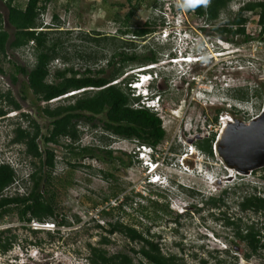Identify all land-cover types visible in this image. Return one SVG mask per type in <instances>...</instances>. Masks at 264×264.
I'll use <instances>...</instances> for the list:
<instances>
[{"label": "rangeland", "instance_id": "obj_1", "mask_svg": "<svg viewBox=\"0 0 264 264\" xmlns=\"http://www.w3.org/2000/svg\"><path fill=\"white\" fill-rule=\"evenodd\" d=\"M27 1L15 0V4L23 8ZM257 1L264 0H233L219 19L209 22L192 13L190 0H41L46 10L40 21L49 27L50 38L59 45L52 74L55 69L74 67L83 71L87 66L103 67L109 72L105 58H110L116 45L103 39L114 35L133 44L124 45L128 51H154L164 66L170 57L179 55V50L195 59L180 70L178 61L174 67L166 66L154 84L160 95L156 113L166 131L155 148L160 163L156 173L165 177L161 178L163 183L154 185L149 183L148 167L140 161L138 142L105 131L100 121L104 116H97V128L80 123L75 142L62 138L57 144H45L52 120L43 109H54L68 100L65 96L48 103L36 99L28 88V78L15 68L34 65L30 48H8L6 56L0 54V94L10 93L20 104L15 110L6 98L0 99V110L6 113L0 117V160L24 178L11 185L6 195L28 194L32 187L29 176L41 165L35 160L34 166L24 145L12 142L18 125L33 131L32 120L40 127V150L49 149L55 154L54 170L45 169L50 175L46 197L54 203L57 221L64 218L69 222L65 226L56 224L53 231L34 232L20 220L18 209L11 207L0 219V231L8 229L4 236L15 239L7 253L0 252V264H89V245L104 248L109 254L138 250L140 244L129 242L121 234L108 233L107 224L117 220L144 235L150 232L165 254H177L187 264H219L223 259L233 264V255L238 256L240 264H264L263 250L246 260L240 253H248L246 244L233 237L240 222H253L264 231V217L241 212L239 207L246 195L264 197V167L251 174L234 175L218 155L221 128L214 121L219 108L223 114L231 110L235 120L244 123L264 112V41L258 38L257 14H242L248 19L246 38L240 35L232 39L214 29L233 18L244 4ZM0 13L5 30L13 37L4 1H0ZM176 19L183 20L179 30L185 29V36L176 31ZM148 23L155 32L144 38L120 33ZM183 70L185 74H179ZM127 73L118 81L126 84ZM240 95L247 98L242 100ZM24 114L30 120L24 119ZM211 135H215L213 158L195 144L197 139ZM83 148L94 149L96 157L81 155ZM175 184L177 187H172ZM218 198L221 201L215 206L212 199ZM122 202L127 203L120 209L117 205ZM103 238L110 241L103 243ZM227 250H231L229 254ZM134 263L146 264L140 256L134 257Z\"/></svg>", "mask_w": 264, "mask_h": 264}, {"label": "trees", "instance_id": "obj_2", "mask_svg": "<svg viewBox=\"0 0 264 264\" xmlns=\"http://www.w3.org/2000/svg\"><path fill=\"white\" fill-rule=\"evenodd\" d=\"M4 1L8 8L7 20L13 27V37L4 28V19L0 13V54L6 56L7 49L19 50L30 48L34 53L35 63L31 68L15 66L16 71L28 78V88L40 102L48 103L72 92L73 95L66 96L67 104L57 106L54 109L48 107L43 112L52 120L48 135L44 136L45 144H57L60 139H70L75 142L78 139V129L80 123H89L93 128H97L95 122L97 116H104L100 121L103 123L105 131L114 136L128 140H135L138 144H146L156 148L165 138L166 131L163 127V121L156 112L145 106L137 104L138 98L132 94L131 88L127 82L134 78L131 73L133 70L140 69L150 64L159 62V58L154 51L148 54H138L135 50L128 51L124 45L126 40L122 36H107L103 40L112 42L116 49L110 54V58H105L108 72L105 68H94L87 66L83 71L75 70L74 67L64 68L62 70L52 69L55 61L59 58V45L50 38L51 31L42 26L40 16L45 12L46 6L41 5V0H28L25 7H19L15 0ZM233 0H190L189 8L192 13L204 18L206 21H215L219 19L221 13L228 8ZM244 12H255L258 16L260 30L258 38L264 41V1L249 2L239 8L238 12L232 18H228L223 25L215 27L219 35L246 36V24L248 19L244 18ZM133 13V12H132ZM132 14H129V17ZM46 29V30H44ZM155 32L149 23L146 26L134 30H122L123 36L130 33L134 39H141ZM97 39V38H95ZM118 39V40H117ZM98 41V40H97ZM120 44L116 43L119 42ZM98 61V59L96 60ZM130 71V73H127ZM0 72L3 71L0 69ZM127 73L126 84L118 79ZM127 89V90H126ZM244 100L247 95L238 96ZM6 98L15 110L20 109V104L16 102L10 93L0 94V99ZM136 101V102H134ZM222 109L216 110L214 121L217 122L219 113ZM6 113L0 110V117ZM30 117L24 114V119L30 120ZM30 125L33 131L22 129L20 125L15 129V138L13 143L24 145L25 154L33 160L40 161L41 165L37 167L29 176L32 181V187L28 194L17 196H4V191L15 183L18 174L9 164L0 165V219L11 207H16L19 211L21 221L28 224L35 220L40 223L54 222L55 225H69L66 219L57 221L55 206L50 197H46L47 185L50 183V175L45 172L53 171L56 166L55 154L52 150L42 152L38 145V138L41 136L40 127L32 121ZM215 135L197 139L196 147L204 152L207 157L213 158L215 153L213 146ZM71 148V147H70ZM75 148L73 147L72 150ZM111 154V152H109ZM81 155L96 157L95 150L92 148L81 149ZM45 186V187H44ZM216 206L221 198L212 199ZM127 202L119 203L118 208L122 209ZM241 212L250 211L254 215L264 217V197L257 194L246 195L242 197L239 204ZM112 208H109V211ZM108 214V212H104ZM241 220V219H240ZM241 224L233 232L235 241L243 242L248 248V253L240 250L244 259L249 260L254 256H259L260 251H264V231L256 228L255 223ZM233 224V223H231ZM109 234H121L129 242L140 244L136 250L131 248L130 252H118L109 254L104 248L89 245V254L87 260L89 264H135L134 257L140 256L146 264H187L182 257L177 254H165L159 243L151 236L150 232L144 235L136 227L126 225L117 220L107 224ZM8 229L0 231V252L7 253L13 245L14 237L4 236ZM34 232L36 230H33ZM103 243L110 240L103 238ZM227 250L226 253L229 254ZM234 263L240 264L237 255H233ZM219 264H226V260H220Z\"/></svg>", "mask_w": 264, "mask_h": 264}, {"label": "water", "instance_id": "obj_3", "mask_svg": "<svg viewBox=\"0 0 264 264\" xmlns=\"http://www.w3.org/2000/svg\"><path fill=\"white\" fill-rule=\"evenodd\" d=\"M218 155L225 165L238 173L251 174L264 167V112L249 123H228ZM194 140V139H193ZM188 141H192L188 140Z\"/></svg>", "mask_w": 264, "mask_h": 264}, {"label": "clouds", "instance_id": "obj_4", "mask_svg": "<svg viewBox=\"0 0 264 264\" xmlns=\"http://www.w3.org/2000/svg\"><path fill=\"white\" fill-rule=\"evenodd\" d=\"M175 25L178 27L180 26V24H177L176 21H175ZM179 31H182L184 36L187 34V31L185 29L184 30L181 29ZM176 54L173 57H170V59H168V63H164V64H166L165 66L163 64H161V60H160L157 63L147 65L145 67L133 70L131 72L134 75V81L129 82L128 86L131 88L132 94L136 98H138V103H136V104H139L141 106H145V107L152 109L153 111L157 112V110L159 109V105H160L159 104L160 95L158 94L159 92L154 88V84L158 80L159 75H161V73H163L166 66L174 67L175 64L179 63V70H180V69H182V67L184 65L185 66L191 65L193 63V62H191V61H193L192 59L191 60L187 59L188 54H186V52L179 50V55H176ZM179 60H182L183 62L175 63V61H179ZM179 70H177V72H179ZM179 74H181V75L185 74L184 70L182 72H180ZM138 76L141 77L140 80H139ZM137 81H139L138 84L141 85V89L139 90V92H137L134 88H132L133 84ZM75 93H77V92L69 93L68 95H65V97L73 95ZM151 102H155V106L152 108L149 107ZM137 150L142 151V152H140V155L144 154L145 160L150 161L151 163H154L155 170L153 172H150L151 176L155 174L158 177H160V179L163 178V180H164L165 175L163 177L159 173H156L157 168L159 169V167H160V163L155 158V148H153L152 146L146 145V144H142V145L139 144ZM145 157H147V158H145ZM140 161L143 163L142 158H140ZM151 176H150V179H151ZM172 187H177V186L175 184V185H172Z\"/></svg>", "mask_w": 264, "mask_h": 264}, {"label": "built area", "instance_id": "obj_5", "mask_svg": "<svg viewBox=\"0 0 264 264\" xmlns=\"http://www.w3.org/2000/svg\"><path fill=\"white\" fill-rule=\"evenodd\" d=\"M173 18H175V17H173ZM176 23L179 24V23H184V22H183V20H178V19H176ZM175 29H177L176 31H179V27H178V26H176ZM217 53H218V52H217ZM218 55H219V56H222V55H224V52H219ZM187 59H188V60H191V59L193 60V59H195V57L187 56ZM154 106H155V102H151L150 105H149L150 108H152V107H154ZM229 109H230V108H229ZM229 111H231V110H227L226 112H224V114L221 112V113L219 114V116H218V120H217V123H216V124H217L218 126H220L221 129L224 127V125H225L226 123H233V122L235 121V118L233 117V115H232ZM219 136H220V135H219ZM191 148H193V146H191ZM192 151H194V150H192ZM2 164H7V163H5L4 161L0 160V165H2ZM8 164H9V163H8ZM12 168H13V167H12ZM13 169H14V168H13ZM14 170H15V169H14ZM15 171H16V170H15ZM16 173H17V171H16ZM20 181L23 182V181H24V178H23V177H18V179H17L15 182H17V184H19ZM7 190H8V188L4 191V196H8V195H6V191H7ZM29 225H30V227H32L34 230L53 231V230L56 229V225H55V223H54V222H50V221H48V222H44V223H40V222H38V221L33 220V221H31V223H30Z\"/></svg>", "mask_w": 264, "mask_h": 264}, {"label": "bare ground", "instance_id": "obj_6", "mask_svg": "<svg viewBox=\"0 0 264 264\" xmlns=\"http://www.w3.org/2000/svg\"><path fill=\"white\" fill-rule=\"evenodd\" d=\"M178 62H183L182 60H179ZM228 126H229V124L228 123H226L225 125H224V127L221 129V134H220V141L222 142L223 140H224V137H225V135H226V131H227V129H228ZM230 170L232 171V173H234V175H236V174H240V173H238L236 170H234V169H231L230 168ZM149 175H150V173H148ZM242 174H245V173H242ZM150 183V182H149ZM151 184V183H150Z\"/></svg>", "mask_w": 264, "mask_h": 264}]
</instances>
